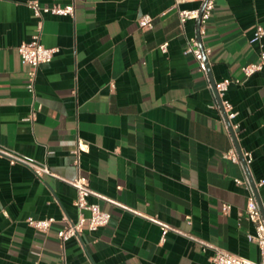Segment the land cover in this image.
I'll return each mask as SVG.
<instances>
[{"label":"crops","instance_id":"crops-1","mask_svg":"<svg viewBox=\"0 0 264 264\" xmlns=\"http://www.w3.org/2000/svg\"><path fill=\"white\" fill-rule=\"evenodd\" d=\"M28 1L0 0V149L67 180L86 177L106 199L89 200L111 217L62 249L56 231L77 219L75 189L0 151V264H212L210 249L173 232L161 242L156 224L109 201L259 261L247 236L254 225L240 215L249 195L235 183L242 168L223 157L233 145L226 125L197 61L183 52L196 21L182 30L174 0H36L73 2L75 10L44 16L41 43L58 52L38 67L32 95L17 52L36 25ZM202 3L181 0L178 8ZM143 14L152 28L138 26ZM257 24L264 28V0H216L201 35L213 79L240 81L224 98L236 113V141L251 153L253 182L264 179V70L245 78L241 66L257 60L260 48L249 43ZM77 141L87 149L75 154ZM257 193L264 209V185ZM27 217L56 222L42 233Z\"/></svg>","mask_w":264,"mask_h":264},{"label":"built area","instance_id":"built-area-1","mask_svg":"<svg viewBox=\"0 0 264 264\" xmlns=\"http://www.w3.org/2000/svg\"><path fill=\"white\" fill-rule=\"evenodd\" d=\"M181 0H174V8L177 10L178 19L180 28L183 30L184 24L187 20H197L199 19V28L198 34L201 36L205 33V27L212 15V11L215 5L216 0H202V6L199 9H179L178 3ZM28 8L31 10L32 16L36 19V25L34 32L32 33L28 41H22L17 46V52L22 59V61L28 66L27 70V84L26 89L32 95H34V84L37 74V69L41 64L50 63L54 55L58 52L57 47H46L41 43L40 37L42 32V21L45 15H58V16H74L75 6L71 2L66 5L52 4V5H41L36 0L28 1ZM152 17L149 14L141 15L138 20V26L141 29H150L152 28ZM264 38V28L257 24L254 27L253 34L249 39V43L258 44L260 51L258 53L257 60L250 62L241 66V72L245 78H249L256 72L264 70V50L262 39ZM168 43L164 42L159 45V49L162 52L167 51ZM184 54H191L194 59L197 61L199 70L204 74L206 78L207 86L210 88L214 100V105L218 108L221 113L222 121L226 125V129L229 133L230 139L232 141V147L223 153L225 159L230 160L233 163L240 164L243 171V179H235V183L242 185L247 189L249 195L244 206V209L241 212V217H243L248 222L254 225V233L248 234V239L254 242L260 253L259 261H251L247 258L239 256L237 254L231 253L227 250H224L220 247L207 243L197 237L190 235L182 231L181 229L171 226L157 217L147 216L139 213L138 211L127 207L116 201H109L114 206L120 207L124 210L130 211L133 214L141 215L148 221L156 224L160 229V241L163 242L167 233L173 232L178 235H182L192 242L198 244L202 249H210L212 251L211 262L212 264H264V213L259 207L257 202L254 189L250 184L249 178L246 174L244 165L240 159V156L237 152V149L234 144L233 136L231 131L234 133L236 138L235 131L237 129V124L232 122L236 113L233 110L232 104L224 98V94L227 91L231 83H239L237 79L224 78L220 81H215L214 88L212 87L209 77L207 75V62L205 58L210 53L208 47H201L195 33L194 36L187 38L186 47L184 49ZM220 99V102L217 100V97ZM228 122V123H227ZM87 145L81 141H77L75 149L73 152L78 154L80 151H85ZM4 153L10 162V164L19 162L30 167L34 175L38 178L43 177L44 175L52 176L59 178L60 180L68 183L71 187L75 189L76 196L73 201V204L77 210V219L72 221H67L62 227L57 229L56 237L58 239L60 247L63 249L64 243L70 238H78L82 231L85 229L88 232H95L98 229L105 227L111 217V214L103 210L97 202H91L89 200L90 196H95L98 199L106 200L102 195L93 191L90 186L88 179L84 176L77 175L72 180H67L61 177H58L52 173L46 163H41L33 159H28L22 155H18L14 152L1 150ZM241 156L244 161V164L248 167L252 161L251 153L247 150L241 149ZM254 188L257 190L264 185V179L253 182ZM229 206L224 204L222 210L226 213ZM56 222L53 217L45 218H34L27 217L26 223L28 226L32 227L36 231L46 233ZM189 223V221H188Z\"/></svg>","mask_w":264,"mask_h":264},{"label":"water","instance_id":"water-1","mask_svg":"<svg viewBox=\"0 0 264 264\" xmlns=\"http://www.w3.org/2000/svg\"><path fill=\"white\" fill-rule=\"evenodd\" d=\"M196 25H197V28H196L197 39H198V41H199L200 46L202 47L203 45H202V41H201V36L198 34L199 19L196 20ZM205 61L207 62V58H205ZM207 75H208V77H209V80H210V83H211L212 87L214 88V86H215V80L213 79V77H212V75H211V72H210V70H209V68H208V64H207ZM216 97H217V100L220 102V99L218 98L217 95H216ZM227 123H228V122H227ZM231 133H232V136H233V140H234L235 147H236L237 152H238V154H239V156H240V159H241V161H242V164L244 165V168H245L246 174H247V176H248V178H249L250 184L252 185V187H253V189H254V193H255V196H256L257 202H258V204H259V207H260V209L262 210V212L264 213V209H263V207H262V205H261V203H260V201H259V199H258V193H257V190L254 188L253 180H252V178H251V176H250V174H249L248 167L244 164V161H243V159H242L241 152H240V147H239V145H238V143H237V141H236V138L234 137V133H233L232 131H231Z\"/></svg>","mask_w":264,"mask_h":264}]
</instances>
